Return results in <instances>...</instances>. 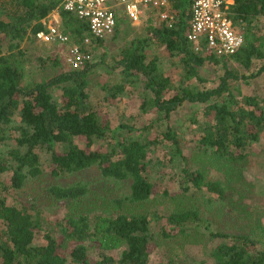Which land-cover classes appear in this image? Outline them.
I'll list each match as a JSON object with an SVG mask.
<instances>
[{
	"label": "trees",
	"instance_id": "16d2710c",
	"mask_svg": "<svg viewBox=\"0 0 264 264\" xmlns=\"http://www.w3.org/2000/svg\"><path fill=\"white\" fill-rule=\"evenodd\" d=\"M59 2L0 0V264H153L159 239L174 245L198 243L205 231L206 242L217 241L209 251L213 264H264V201L239 207L232 200L234 186L228 173L237 168L236 163L245 162L254 144L264 139V97L243 94L232 84L264 73L260 27L264 0H235L231 17L245 37L235 54L218 57L209 54L205 45L196 51L186 36L189 0H175L173 26L145 19L139 27L142 35L132 37L114 63L93 60L81 69L25 81L26 53L21 43L28 34L35 37L43 29L41 20ZM62 16L63 26L77 42L90 35L88 25L76 15L63 12ZM132 27L138 26H118L113 36L93 38L92 43L107 47ZM152 45L171 53L170 59L181 69L179 80L164 71L159 57L149 59ZM256 60L263 63L253 70ZM209 62L222 65L218 84L190 89L193 79L206 81L202 68ZM52 63L61 64L58 58ZM100 67L108 75L121 68L122 81L102 86L108 93L106 100L123 95L127 83H142L140 110L155 112L150 124L113 126L101 118L90 87V75ZM171 91L175 94L167 97ZM188 104L194 109L191 122L199 129L197 154L204 158L198 163L197 157L194 161L184 153L183 138L170 122ZM153 128L158 135L151 139ZM80 138L87 140L86 145L78 142ZM42 152L47 153L55 177L97 166L102 176L127 181L128 195L111 203L101 197L109 207L95 214L97 202L85 201L90 196L88 184L51 185L47 192L73 207L52 223L55 227L45 224L36 206L11 204L7 198L11 189L19 190L43 173ZM210 163L226 171V180L208 176L205 166ZM169 166L177 169L170 176L182 189L174 197L178 206L168 205L160 212L133 211V204L140 207L151 200L158 178L164 177L157 174ZM8 172H12L11 184L2 177ZM241 193L257 197L256 192ZM206 202L221 207L219 211L228 206L230 218L216 222L214 215L205 216ZM40 235L45 242H37ZM173 263L171 258L167 264Z\"/></svg>",
	"mask_w": 264,
	"mask_h": 264
},
{
	"label": "rangeland",
	"instance_id": "374dc122",
	"mask_svg": "<svg viewBox=\"0 0 264 264\" xmlns=\"http://www.w3.org/2000/svg\"><path fill=\"white\" fill-rule=\"evenodd\" d=\"M128 25L125 24L124 28ZM138 27L129 28L128 31L121 32L116 40L111 41L110 44L105 46H93L91 52L94 61H101L102 59L106 62L114 63L116 58H120L122 49L128 44L129 40L134 36L142 35V32ZM260 27L264 31V17H261ZM65 28V27H64ZM66 30V29H65ZM67 31V30H66ZM68 32V31H67ZM69 33V32H68ZM26 53L24 56V68H25V81H39L47 76H54L62 70H70L71 67L65 63L64 54L67 51V46H59L56 44L45 43L40 40L37 35L34 37L28 34L21 43ZM149 59L154 56L159 57L161 66L167 74H170L175 80H179L181 77V69L175 65L170 59L171 53L163 46H151L148 50ZM60 59L61 64L54 66L52 60ZM263 63L261 60H256L253 70H257ZM242 69V68H240ZM120 67L116 69L114 74H106L104 69L101 67L90 75V87H91V98L98 106L99 114L102 119L110 120L113 126L119 125L120 123H126L130 125H136L142 127L145 124H150L155 119V112L142 113L140 110V103L142 101V83L137 82L135 84L127 83L126 92L120 95L117 99H111L108 97V93L103 89V85L110 83L111 85L117 84L122 81V75L119 73ZM202 76L206 79L205 82H196L195 79L189 82V88L192 90L200 89L204 86L212 87L218 84V76L222 75L224 70L222 65L214 63H206L202 68ZM243 72H247L242 70ZM233 86L240 88L243 94L258 95L264 97V73L254 79H250L248 82L239 81L232 82ZM175 92L171 91L167 97L174 95ZM193 108L191 105L183 106L179 111H176L170 119L171 124L181 134L184 142V153L187 156H191L193 159L197 157V163L203 161L204 158L198 157V126L193 124L191 121L193 115ZM202 118V114L198 115ZM165 122L162 123V129L165 127ZM15 135V133H14ZM158 135L157 128H153L150 134V138L153 139ZM78 142L84 146L87 140L80 138ZM15 144V141H14ZM92 148L98 149V145H94ZM193 161V160H192ZM196 161V159H194ZM205 166L208 176L213 179L226 180V171H219L214 164ZM237 168L233 172H228L233 183V194L232 200L239 203L240 206L243 204H249L250 206L260 204L264 201V139L254 144V148L250 151L249 158L242 163H236ZM201 167H204L200 165ZM42 167L43 173L36 178L29 179L26 184L19 190L11 189L7 195L9 203L25 204L29 207L36 206L42 211V216L45 220V224H50L55 227V223L58 219L63 217L73 207L68 206L65 201L55 200L48 192L47 188L51 185H67L72 182L82 181L88 184L90 187V196L85 200L87 202H97V207L94 211L101 213L106 207L101 197H108L109 203L112 199L124 198L128 195L129 185L127 181H118L113 178H107L101 175L100 169L92 167L78 174L66 176V177H55L51 173V162L49 161L46 152H42ZM175 167L169 166L168 168L162 169L157 176H164L158 178V185L154 189L151 200L148 203L139 205H132L135 212H143L145 209L149 212H155L164 210L168 205H177L178 201L174 200L182 189L179 187L177 181H173V177L170 174L176 172ZM224 172V173H223ZM12 172L3 173L2 177L6 183L11 184ZM251 187V188H250ZM251 189V190H250ZM242 190H248L251 194L256 192L257 197L246 196L245 193H241ZM206 191V189L204 190ZM254 191V192H253ZM94 197L99 199L95 200ZM256 198V202L252 199ZM201 199V198H200ZM198 199V202H200ZM187 204L188 200L185 201ZM258 202V203H257ZM129 205L130 202L125 201ZM207 208L204 207L205 216L214 215L218 220L216 222H222L223 219L230 218V208L227 206L224 210H218L221 208L216 204H210L206 202ZM115 206L114 203H112ZM229 205V204H228ZM102 206V207H99ZM132 209V208H131ZM88 210V209H85ZM96 214V213H95ZM221 216V217H220ZM54 223V224H52ZM202 235V234H201ZM203 240H199L198 243H186L176 245L172 243L162 242L164 239H159V245L154 248L152 254V263L164 262L167 264L172 258L173 264H213L212 257L209 256L210 249L217 242H206L207 233L203 234ZM37 242H45L42 235L39 236ZM169 244V245H167ZM170 250V251H169Z\"/></svg>",
	"mask_w": 264,
	"mask_h": 264
},
{
	"label": "built area",
	"instance_id": "2783aa9c",
	"mask_svg": "<svg viewBox=\"0 0 264 264\" xmlns=\"http://www.w3.org/2000/svg\"><path fill=\"white\" fill-rule=\"evenodd\" d=\"M175 0H60L59 5L45 16L36 35L45 43L67 46L63 60L71 69H81L93 61L94 39L113 36L118 26L141 25L145 19L173 26L177 10ZM235 0H189L190 19L186 26L187 39L196 51L205 45L209 54L218 57L235 54L245 37L231 17ZM63 12L76 15L89 28L90 35L77 42L63 26Z\"/></svg>",
	"mask_w": 264,
	"mask_h": 264
}]
</instances>
